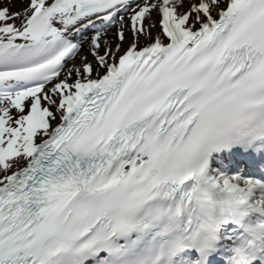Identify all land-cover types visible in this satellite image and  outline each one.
Segmentation results:
<instances>
[{"label": "snow or ice", "instance_id": "snow-or-ice-1", "mask_svg": "<svg viewBox=\"0 0 264 264\" xmlns=\"http://www.w3.org/2000/svg\"><path fill=\"white\" fill-rule=\"evenodd\" d=\"M0 264H264V0H0Z\"/></svg>", "mask_w": 264, "mask_h": 264}]
</instances>
